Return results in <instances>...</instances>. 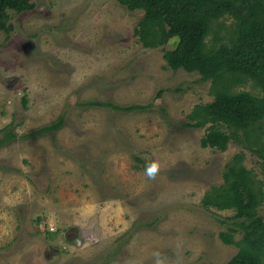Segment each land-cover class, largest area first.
Listing matches in <instances>:
<instances>
[{
  "label": "rangeland",
  "instance_id": "1",
  "mask_svg": "<svg viewBox=\"0 0 264 264\" xmlns=\"http://www.w3.org/2000/svg\"><path fill=\"white\" fill-rule=\"evenodd\" d=\"M30 2L8 10L11 30L0 31V264H153L156 250L167 264H227L238 248L220 233L235 228L238 241L243 231L228 219L234 211L202 200L238 153L264 176L249 150L203 148L209 125L185 126L213 101L211 81L138 42L141 10ZM131 106L145 109L123 110ZM99 207L109 214L92 213Z\"/></svg>",
  "mask_w": 264,
  "mask_h": 264
},
{
  "label": "trees",
  "instance_id": "2",
  "mask_svg": "<svg viewBox=\"0 0 264 264\" xmlns=\"http://www.w3.org/2000/svg\"><path fill=\"white\" fill-rule=\"evenodd\" d=\"M115 1L130 11H143L135 35L144 48H163L169 68L198 73L203 81H211L213 101L196 105L185 124L191 128L209 125L201 146L222 152L231 143L242 146L261 160L264 176V0ZM33 8L30 0H0V31L11 30L8 10L22 13ZM248 84L254 92L239 90ZM62 124L61 119L38 132H52ZM15 137L10 134L6 139ZM244 161L241 152L226 164L223 182L206 192L202 206L234 211L228 219L238 221L234 224L243 231L238 241L235 228L220 233L225 244L238 248L227 264H264V217L259 212L264 205V178Z\"/></svg>",
  "mask_w": 264,
  "mask_h": 264
},
{
  "label": "clouds",
  "instance_id": "3",
  "mask_svg": "<svg viewBox=\"0 0 264 264\" xmlns=\"http://www.w3.org/2000/svg\"><path fill=\"white\" fill-rule=\"evenodd\" d=\"M145 172L148 178H154L157 172V165L155 163L150 164V166L146 167ZM152 255L154 257L153 264H167V257L159 250L154 251Z\"/></svg>",
  "mask_w": 264,
  "mask_h": 264
},
{
  "label": "crops",
  "instance_id": "4",
  "mask_svg": "<svg viewBox=\"0 0 264 264\" xmlns=\"http://www.w3.org/2000/svg\"><path fill=\"white\" fill-rule=\"evenodd\" d=\"M100 206H101V205H100ZM95 211L98 212V213L100 214V218H101L102 215L105 214V213H106V214H107V213L109 214V211H108V210H104V209H102V207H99V208H97V209H94V208H93V209H92V213L95 212ZM74 231H75V230H74Z\"/></svg>",
  "mask_w": 264,
  "mask_h": 264
},
{
  "label": "built area",
  "instance_id": "5",
  "mask_svg": "<svg viewBox=\"0 0 264 264\" xmlns=\"http://www.w3.org/2000/svg\"><path fill=\"white\" fill-rule=\"evenodd\" d=\"M52 231H55V229H52Z\"/></svg>",
  "mask_w": 264,
  "mask_h": 264
}]
</instances>
